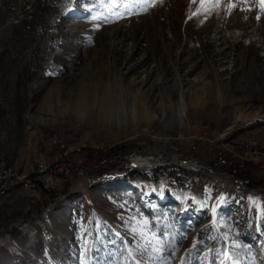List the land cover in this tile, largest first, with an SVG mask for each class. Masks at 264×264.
<instances>
[{
    "label": "rangeland",
    "instance_id": "obj_1",
    "mask_svg": "<svg viewBox=\"0 0 264 264\" xmlns=\"http://www.w3.org/2000/svg\"><path fill=\"white\" fill-rule=\"evenodd\" d=\"M0 169V264H264L261 0H0Z\"/></svg>",
    "mask_w": 264,
    "mask_h": 264
},
{
    "label": "bare ground",
    "instance_id": "obj_2",
    "mask_svg": "<svg viewBox=\"0 0 264 264\" xmlns=\"http://www.w3.org/2000/svg\"><path fill=\"white\" fill-rule=\"evenodd\" d=\"M112 88V87H111ZM113 92V91H112ZM97 95V94H96ZM95 95V96H96ZM102 97V96H101ZM100 97V98H101ZM96 98V97H95ZM84 100V99H83ZM105 102H106V104H105ZM108 99H106L105 98V100H104V104L106 105V108H105V112L106 113H108L109 112V107H108ZM79 104V103H78ZM104 108V107H103ZM119 110V109H118ZM116 113V112H115ZM42 166V165H41ZM132 166L133 167H143V168H147V167H149V166H151V163L149 162V159H147V158H136V159H134V161H133V163H132ZM3 171V170H2ZM45 171V170H44ZM42 172V171H41ZM4 177H7V178H9V174L8 173H5L4 174ZM47 177H49V176H47ZM24 181V180H23ZM25 182V181H24ZM27 184H29V179L27 180V182H26V185ZM11 185V184H10ZM10 185H6L5 187H7V186H9L10 187ZM25 185V186H26ZM31 186V185H30Z\"/></svg>",
    "mask_w": 264,
    "mask_h": 264
},
{
    "label": "built area",
    "instance_id": "obj_3",
    "mask_svg": "<svg viewBox=\"0 0 264 264\" xmlns=\"http://www.w3.org/2000/svg\"><path fill=\"white\" fill-rule=\"evenodd\" d=\"M44 167V166H43ZM43 167L42 166H40V172L41 171H44V169H43ZM7 177H4V171H2L1 169H0V183H2V182H4L5 180H6V184L9 182V181H7ZM28 179V178H27ZM47 179L49 180V179H51V177H47ZM47 180V181H48ZM51 181H52V179H51ZM29 185H32L33 186V183H32V181L29 179Z\"/></svg>",
    "mask_w": 264,
    "mask_h": 264
},
{
    "label": "water",
    "instance_id": "obj_4",
    "mask_svg": "<svg viewBox=\"0 0 264 264\" xmlns=\"http://www.w3.org/2000/svg\"><path fill=\"white\" fill-rule=\"evenodd\" d=\"M44 172H39V173H32V174H30L29 175V177L31 178V177H35V176H39L40 174H43ZM232 177V176H231ZM253 192H257V191H255V190H252Z\"/></svg>",
    "mask_w": 264,
    "mask_h": 264
},
{
    "label": "snow or ice",
    "instance_id": "obj_5",
    "mask_svg": "<svg viewBox=\"0 0 264 264\" xmlns=\"http://www.w3.org/2000/svg\"><path fill=\"white\" fill-rule=\"evenodd\" d=\"M261 6L264 7V0H261Z\"/></svg>",
    "mask_w": 264,
    "mask_h": 264
}]
</instances>
